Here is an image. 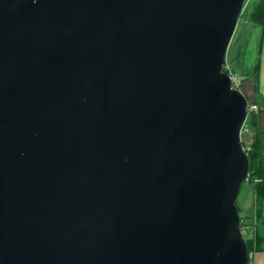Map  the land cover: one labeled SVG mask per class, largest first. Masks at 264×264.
I'll return each instance as SVG.
<instances>
[{"label":"water","instance_id":"water-1","mask_svg":"<svg viewBox=\"0 0 264 264\" xmlns=\"http://www.w3.org/2000/svg\"><path fill=\"white\" fill-rule=\"evenodd\" d=\"M244 0H0V264H250Z\"/></svg>","mask_w":264,"mask_h":264},{"label":"trees","instance_id":"trees-1","mask_svg":"<svg viewBox=\"0 0 264 264\" xmlns=\"http://www.w3.org/2000/svg\"><path fill=\"white\" fill-rule=\"evenodd\" d=\"M250 20L264 28V0H259L250 14ZM226 72L228 70L225 69ZM256 76L253 79L242 81L239 89L249 99L250 104H256L257 109L251 111V141L248 143L250 152V172L248 180L254 182L256 191V214L247 216L241 213V228L246 227L247 234H251L246 239L249 252L264 251V215L262 205L264 202V98L258 97L259 91V64L255 68ZM253 89V94L249 90ZM238 206V205H237ZM245 237V234H244Z\"/></svg>","mask_w":264,"mask_h":264},{"label":"rangeland","instance_id":"rangeland-1","mask_svg":"<svg viewBox=\"0 0 264 264\" xmlns=\"http://www.w3.org/2000/svg\"><path fill=\"white\" fill-rule=\"evenodd\" d=\"M259 0H255L249 8L241 14L237 28L235 32L234 44H233V57L232 63H234V69L238 72H234L242 77L243 81L246 79H253L256 76V65L259 64V98H264V28L252 22L250 20V14L254 8V5ZM241 83V80H239ZM251 113L247 119L249 125H251ZM250 135L245 134L244 140L249 143ZM238 207H241L240 211L245 215L251 207L256 205L255 198V184L250 180H246L240 190L239 197L237 199ZM245 208V209H243ZM251 234H245V238L249 239Z\"/></svg>","mask_w":264,"mask_h":264},{"label":"built area","instance_id":"built-area-1","mask_svg":"<svg viewBox=\"0 0 264 264\" xmlns=\"http://www.w3.org/2000/svg\"><path fill=\"white\" fill-rule=\"evenodd\" d=\"M254 1H255V0H244L241 14H243V13L249 8V6H250ZM225 69L228 70L227 73H229V75H230V78H231V81H232V87H233V88H238V89H239L240 82H239V76H238V74L232 72V71L229 69V67L226 66V64H225L224 70H225ZM255 109H257V105H256V104H250V103H249V105H248V115H247V118H246V120H245V122H244L242 128H241V139H242L243 148H244V150H245L248 154H250V152H249V146H248V143L244 140V135H245V134H248V135L251 134V129H250V126H249V124H248V122H247V119H248V117H249L251 111H253V110H255ZM250 141H251V138H249V141H248V142H250ZM242 232H243V234H247V229H246V227L242 228Z\"/></svg>","mask_w":264,"mask_h":264},{"label":"crops","instance_id":"crops-1","mask_svg":"<svg viewBox=\"0 0 264 264\" xmlns=\"http://www.w3.org/2000/svg\"><path fill=\"white\" fill-rule=\"evenodd\" d=\"M235 32H237L235 30ZM235 35V33H234ZM234 38L235 36H233V39L229 45V48H228V51H227V54H226V66L229 67V69L231 71H234L236 73H238L235 69H234V63H232V57H233V44H234ZM246 80V78H244ZM239 80H241V83L243 81L242 77H240L239 75ZM240 83V84H241ZM259 91H260V88H259ZM259 91H258V94H259ZM249 92L251 94H253V89L250 88ZM255 198H256V191H255ZM241 209V207H239ZM245 209V208H243ZM242 211V209H241ZM262 213L264 215V202H263V205H262ZM256 214V205L254 207H251L248 211H246L245 215L247 216H253ZM250 264H264V251H255L254 253L251 254V257H250Z\"/></svg>","mask_w":264,"mask_h":264}]
</instances>
